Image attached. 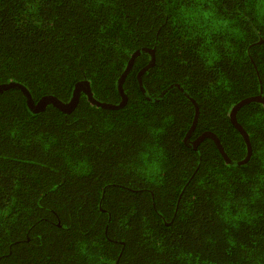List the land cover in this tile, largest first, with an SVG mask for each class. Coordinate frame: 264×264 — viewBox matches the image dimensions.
Segmentation results:
<instances>
[{"label":"trees","instance_id":"obj_1","mask_svg":"<svg viewBox=\"0 0 264 264\" xmlns=\"http://www.w3.org/2000/svg\"><path fill=\"white\" fill-rule=\"evenodd\" d=\"M0 264H264V0H0Z\"/></svg>","mask_w":264,"mask_h":264},{"label":"water","instance_id":"obj_2","mask_svg":"<svg viewBox=\"0 0 264 264\" xmlns=\"http://www.w3.org/2000/svg\"><path fill=\"white\" fill-rule=\"evenodd\" d=\"M143 54H148L151 59H150V62L142 70H140V72L138 73L137 83H138V87H139L140 91L142 92L143 96L145 97V99L148 102L154 103V102L160 100L164 96L166 91L163 92L162 94H160L156 98H151L146 94V90L143 86L142 76L146 71H148L154 65V51L150 50V49H140V50L136 51L130 57L125 71L121 74L120 78L117 81V90H118V93L120 95L121 100L116 105L97 101L93 97L90 85L86 80L81 81V82H77L73 86V88L71 90L70 100L67 102L60 101L58 98H56L54 96H44V97L40 98L38 101H34V99L32 98V95L28 91V89L25 86H23L19 83H16V82H8V83L0 85V95L4 94L10 90L19 91L24 96L25 107H26L27 111L30 114H34V115L42 113L46 109L47 106H51L54 109H56V110H58L64 114H69L76 107L80 94H84L87 98V101L90 104H92L93 106H96L98 108L107 109V110H118V109H121L122 107H124L126 102H127V96L124 93V88H123L124 80L126 79L128 73L130 72L132 65H133L134 61L136 60V58L143 55ZM249 102H258V103H261L264 105V96L261 94V95H258L257 97H251V98H248L246 100H243L239 104L234 106L230 112V120H231L232 124L236 127V129L238 130V132L240 133V135L242 136V138L246 144L247 153H246V156L243 160H241L239 162H232L228 158L226 153L224 152L223 147L220 144V141L218 140V138L210 132H205L202 135H200L194 141V147H196L205 138L211 139L214 142V144L216 145V147L218 148V150H219V152H220V154H221V156H222V158L226 164H230V165L244 164L249 159V157L251 155V146H250V141H249L247 133L236 122L235 114H236L239 107H241L242 105L247 104Z\"/></svg>","mask_w":264,"mask_h":264},{"label":"clouds","instance_id":"obj_3","mask_svg":"<svg viewBox=\"0 0 264 264\" xmlns=\"http://www.w3.org/2000/svg\"><path fill=\"white\" fill-rule=\"evenodd\" d=\"M47 107H48V106H47ZM47 107H46V108H47Z\"/></svg>","mask_w":264,"mask_h":264},{"label":"flooded vegetation","instance_id":"obj_4","mask_svg":"<svg viewBox=\"0 0 264 264\" xmlns=\"http://www.w3.org/2000/svg\"><path fill=\"white\" fill-rule=\"evenodd\" d=\"M25 102V101H24Z\"/></svg>","mask_w":264,"mask_h":264}]
</instances>
